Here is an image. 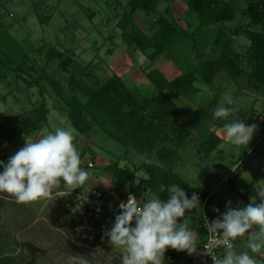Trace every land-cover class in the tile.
<instances>
[{
	"label": "rangeland",
	"instance_id": "374dc122",
	"mask_svg": "<svg viewBox=\"0 0 264 264\" xmlns=\"http://www.w3.org/2000/svg\"><path fill=\"white\" fill-rule=\"evenodd\" d=\"M126 3L127 0H0V54L11 52L19 59L25 53L29 56L25 59V72L12 73L8 62L0 67L8 69L7 76L0 81V150L10 157L25 145L26 138L36 140L56 128L70 129L83 165L90 173L85 185L123 186L125 192L146 189L150 167L158 165L166 171L169 165L161 158H167L165 150H175L179 159L173 170L200 188L197 213L186 212L185 217L180 218V222L196 232L197 218L203 214L205 204L207 213L216 219L227 210L228 201H232L233 207L246 206L258 195L257 187L264 185V114L260 111L264 110V84L249 87L246 76L235 79L221 73L216 79L220 92L217 107L233 109L226 120L211 116L216 109L213 105L197 106L195 112L193 105L197 102L190 101V95L186 100H179L180 118L192 134L184 147L164 142L154 151L139 152L127 138L109 135L91 117L93 130L87 135L79 134L69 120L68 107L58 97L48 77L59 82L65 95L78 94L77 97L84 101L88 98L83 96L85 91L103 87L115 75L125 85L146 92L153 89L147 73L155 67L163 68L170 78L180 74L177 63L169 57L164 55L160 63L154 64L148 56L151 51L145 52L124 42L119 24L122 15L129 10ZM234 8L235 19L228 27L233 29L240 25L264 36V25L251 26L244 14L246 1H238ZM156 14L169 16L184 29L191 22L189 31L194 32L199 26L187 0H159ZM134 20L135 26L148 35L155 31L151 14L139 10ZM204 35L197 37L198 48L201 42L206 43ZM232 39L239 52L251 46V40L244 35ZM261 40V44L256 45L258 52L260 47L264 48V38ZM52 48L64 56L55 54L49 59ZM186 59L187 55L183 57ZM247 69L250 71L251 66ZM37 80H41L40 83ZM216 92L208 93V101L214 99ZM229 96L233 100L230 106L225 104ZM37 102L49 109L48 123L29 135L9 139V130L16 123L27 116L35 117L32 110ZM233 120L257 126L250 143L243 147L224 142L218 149L209 148L210 142H215L210 126H217V121L224 126ZM115 167L130 170L134 178H119ZM80 188L72 189L62 182L50 198L27 204H18L12 195L0 193V264H68L69 257H78L87 264H121V249L109 242L91 243L76 229L80 209L75 192ZM217 208L219 213L214 211ZM258 232V225L249 230V233ZM249 233L234 241L236 251L250 252L247 248ZM250 254L257 264H264V249Z\"/></svg>",
	"mask_w": 264,
	"mask_h": 264
},
{
	"label": "trees",
	"instance_id": "16d2710c",
	"mask_svg": "<svg viewBox=\"0 0 264 264\" xmlns=\"http://www.w3.org/2000/svg\"><path fill=\"white\" fill-rule=\"evenodd\" d=\"M238 1L240 0H187L189 9L199 20V26L193 32L189 31L191 22L187 23L188 29H184L169 16L156 14L159 0H127L126 6L129 10L122 15L119 24L124 42L142 51H151L148 54L151 62L161 55L169 57L177 63L181 73L174 79H168L160 69L150 70L147 76L153 89L146 92H142L138 87L125 85L123 80L115 75L103 87L85 91L86 95L83 96L88 97L86 101L78 98V94L65 95L59 82L48 77L50 85L68 107V117L73 127L79 134L87 135L93 130V124L89 119L91 117L102 125L109 135L127 138L139 152L154 151L159 143L164 142H171L177 147L186 146L192 134L190 127L180 118V106L177 105L176 99L181 95L195 94L197 89L194 83L199 78L217 91L211 103L215 106L214 108H217L220 97L216 79L221 73H228L235 79L245 75L249 87L258 83L264 84V48L260 47V52L256 51V45L261 44L264 36L260 32L253 33L250 28H243L240 25L233 29L227 26L235 19L234 6ZM243 1H246L244 14L249 18L250 25L263 26L264 0ZM139 10L152 16V28L155 31L151 35L135 26L134 14ZM167 11L170 13L169 9ZM203 33H205L203 39L206 43L201 42L198 48L197 37ZM242 35L251 40V46L246 51L239 52L232 37ZM55 54L64 56L63 53H57L56 49L52 48L48 58L53 59ZM206 54L212 57L207 58ZM186 55L188 60H183ZM28 57L26 53L22 59L11 52L2 53L0 67L6 66L8 62L12 73L25 72V59ZM249 65L250 71L247 69ZM7 70L0 69V81L7 76L5 74ZM40 81L37 80V83ZM74 88L73 91H75ZM214 111L213 109L211 115L213 118ZM32 112L36 118L31 115L16 123L9 130V139L13 140L23 134L29 135L48 123L49 109L46 105L37 102ZM219 121H217L218 124ZM215 137L214 135V140ZM213 147L212 141L209 148ZM165 151L167 158H161V160L169 165L168 169L164 171L160 168L161 166H151L146 189L141 192L131 191L137 193L138 198L144 201L154 195L167 200L169 198L167 190L162 192L161 189L178 184L184 188L189 197L193 192L200 195V189L197 186L174 172L173 167L179 159L178 152L170 149ZM8 159L6 153L0 150V160L7 162ZM114 172L119 178L125 177V180L129 177L134 178V173L130 170H119L115 167ZM123 188L121 186L116 189L122 191ZM187 212L196 214L197 209ZM197 219L199 229L205 236L203 214H200ZM181 254V251L169 247L165 252L166 264H180Z\"/></svg>",
	"mask_w": 264,
	"mask_h": 264
},
{
	"label": "clouds",
	"instance_id": "9594fccd",
	"mask_svg": "<svg viewBox=\"0 0 264 264\" xmlns=\"http://www.w3.org/2000/svg\"><path fill=\"white\" fill-rule=\"evenodd\" d=\"M226 105H232V98L226 97ZM233 109L218 106L213 116L227 119ZM257 126L243 120L225 123L223 132L234 146H247ZM74 134L67 128H56L43 133L38 139L26 138L25 145L9 157L0 160V193H8L18 204H27L50 198L61 183L75 189L89 181L90 173L83 165L82 157L74 143ZM147 179V178H145ZM167 200L152 196L143 202L130 195L119 205L115 222L105 235L113 247L122 250L121 264H164L165 252L169 247L188 254L196 252L198 244L193 230L180 222L187 211L200 207V196L193 192L191 197L183 187L172 184L166 189ZM257 196L246 206H232L228 201L226 211L209 222L205 218L208 232L218 235L225 248L222 258L213 255V249L205 246L214 264H257L250 254L264 249V185L257 187ZM257 200L260 203H257ZM220 212V209H214ZM254 225L258 233H249ZM249 233L247 248L250 252H238L234 241ZM68 264H87L78 257H69Z\"/></svg>",
	"mask_w": 264,
	"mask_h": 264
},
{
	"label": "built area",
	"instance_id": "2783aa9c",
	"mask_svg": "<svg viewBox=\"0 0 264 264\" xmlns=\"http://www.w3.org/2000/svg\"><path fill=\"white\" fill-rule=\"evenodd\" d=\"M75 195L80 209V220L76 229L85 239L97 245L108 242L105 233L113 226L115 217L120 211V203L126 202L130 195L136 196L140 202L144 201L131 190L125 192L112 187H102L99 184L81 186ZM205 218L209 222L214 220L207 213L206 204L203 211L206 239L198 244L196 252L191 255L186 251H181L180 264H214L205 246L212 248L213 255L217 258H222L225 248L218 235L208 232L205 227Z\"/></svg>",
	"mask_w": 264,
	"mask_h": 264
},
{
	"label": "crops",
	"instance_id": "0c3cea01",
	"mask_svg": "<svg viewBox=\"0 0 264 264\" xmlns=\"http://www.w3.org/2000/svg\"><path fill=\"white\" fill-rule=\"evenodd\" d=\"M162 56H164V55H161L159 58H157L155 61H153V63L155 64L157 61L159 62V61H161L160 59H161V57ZM160 63V62H159ZM162 66V65H161ZM155 68H158V69H160L167 77H168V79H174L175 77H173V78H170L168 75H167V73H166V71L165 70H163V68H161V67H155ZM168 71V70H167ZM170 72V71H169ZM168 72V73H169ZM181 73V72H180ZM170 74V73H169ZM180 75V74H179ZM227 75H229L228 73H227ZM173 76V75H172ZM245 76V75H244ZM230 77H231V75H230ZM248 85V84H247ZM194 86H195V88L197 89V92L195 93V94H193V95H190V97L191 98H189L190 99V101H192V102H194V103H196L195 105H193V106H195L193 109H194V111L196 112V110L198 109L197 108V106H205V105H208V106H210L211 105V103H212V101H213V99L211 98L209 101H208V93L210 92V91H215V89H213L212 87H210L209 85H207L206 83H204L200 78L194 83ZM217 93V92H216ZM213 95V94H212ZM212 97V96H211ZM259 97H263L262 95H259ZM182 99H187V96L186 95H181V96H179L177 99H176V103H177V105L179 106L180 104L179 103H181V101H182ZM264 99V98H263ZM179 100H181V101H179ZM199 102H201V103H205V104H203V105H201V104H198ZM193 103V104H194ZM185 106V108H186V104H184ZM260 110V109H259ZM193 111V112H194ZM255 111V110H254ZM253 111V115H255L254 112ZM260 111H262L263 112V114H264V110H260ZM258 116H260V115H258ZM218 126V127H217ZM212 125V126H210V132L212 133V134H214L216 137H215V142H214V147H213V149L215 150V149H218V148H220L222 145H223V143L225 142H228V139L226 138V136L224 135V132H223V126H219V124L218 125ZM237 150V149H236ZM175 172V171H174ZM176 173V172H175ZM178 174V173H177ZM179 175V174H178ZM181 176V175H180ZM182 177V176H181ZM182 178H184V177H182ZM185 179V178H184ZM187 180V179H186ZM188 181V180H187ZM190 182V181H189ZM204 186H205V184H204ZM200 189V188H199ZM196 227H197V230H196V232H193V234H194V237H195V239H196V243H200V242H202V241H204V236H203V234H202V232H201V230L199 229V226H198V224L196 225Z\"/></svg>",
	"mask_w": 264,
	"mask_h": 264
}]
</instances>
